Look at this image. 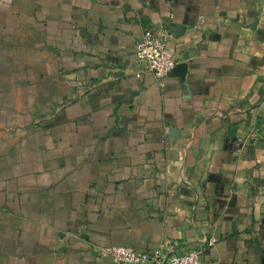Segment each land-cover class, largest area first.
Listing matches in <instances>:
<instances>
[{"label": "crops", "instance_id": "crops-1", "mask_svg": "<svg viewBox=\"0 0 264 264\" xmlns=\"http://www.w3.org/2000/svg\"><path fill=\"white\" fill-rule=\"evenodd\" d=\"M111 245L264 264V0H0V264Z\"/></svg>", "mask_w": 264, "mask_h": 264}, {"label": "built area", "instance_id": "built-area-1", "mask_svg": "<svg viewBox=\"0 0 264 264\" xmlns=\"http://www.w3.org/2000/svg\"><path fill=\"white\" fill-rule=\"evenodd\" d=\"M170 32L167 28H149L134 44V61L139 65L137 76L151 73L161 79L170 74L176 66V56L165 47ZM216 239L212 237L209 244ZM200 245L183 249L179 252L157 253L153 250L138 251L127 245H111L105 251L117 264H198Z\"/></svg>", "mask_w": 264, "mask_h": 264}]
</instances>
